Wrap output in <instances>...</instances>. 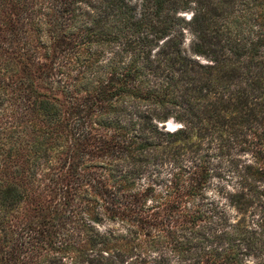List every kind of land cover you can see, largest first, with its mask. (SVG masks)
<instances>
[{"label":"trees","instance_id":"1","mask_svg":"<svg viewBox=\"0 0 264 264\" xmlns=\"http://www.w3.org/2000/svg\"><path fill=\"white\" fill-rule=\"evenodd\" d=\"M206 136L250 153L224 191L234 213L201 196ZM163 162L162 189L143 187ZM166 250L264 264V0H0V264Z\"/></svg>","mask_w":264,"mask_h":264},{"label":"rangeland","instance_id":"2","mask_svg":"<svg viewBox=\"0 0 264 264\" xmlns=\"http://www.w3.org/2000/svg\"><path fill=\"white\" fill-rule=\"evenodd\" d=\"M181 14H183L184 17H189L190 11H182ZM192 39L193 34L187 28H183V51L201 62L207 61L203 55L193 53L190 50V43ZM161 122L165 123V127L167 128L166 130H172L181 125V122L173 119L172 117H167L164 121H159V126H161ZM198 153L201 156L202 164L205 166L207 171L206 182L202 188L203 195H201L203 200L207 201V199L213 198L215 201L217 200L218 204L224 207V209H226L229 213H234L235 209L230 205H226L227 203L224 191L235 186L236 179L234 177V163H241L243 160H250L251 156L249 151H236L233 147L219 148L212 142L208 141L206 136L200 141ZM169 173L168 164L165 162L158 165L150 164L142 172V175L138 180H141L140 182L143 187L147 184L149 188L160 190L162 189L164 182L167 181L166 177ZM115 226H117L116 223L112 222H103L100 224L101 228ZM166 254L168 264H174L175 262L178 264L177 260L179 259L176 258L177 254H175V252L171 253L169 250H166ZM60 261H65V259L59 260L58 264H60ZM65 263L67 262L65 261Z\"/></svg>","mask_w":264,"mask_h":264},{"label":"water","instance_id":"3","mask_svg":"<svg viewBox=\"0 0 264 264\" xmlns=\"http://www.w3.org/2000/svg\"><path fill=\"white\" fill-rule=\"evenodd\" d=\"M160 124H161V126L163 127V129H167V128L165 127V123H164V122H161Z\"/></svg>","mask_w":264,"mask_h":264}]
</instances>
